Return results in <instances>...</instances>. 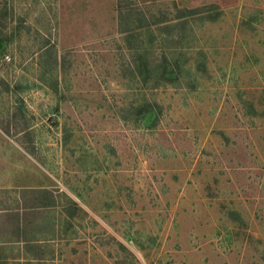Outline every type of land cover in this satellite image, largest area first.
Wrapping results in <instances>:
<instances>
[{"label": "rangeland", "instance_id": "374dc122", "mask_svg": "<svg viewBox=\"0 0 264 264\" xmlns=\"http://www.w3.org/2000/svg\"><path fill=\"white\" fill-rule=\"evenodd\" d=\"M1 164L0 264H264V0H0Z\"/></svg>", "mask_w": 264, "mask_h": 264}, {"label": "crops", "instance_id": "0c3cea01", "mask_svg": "<svg viewBox=\"0 0 264 264\" xmlns=\"http://www.w3.org/2000/svg\"><path fill=\"white\" fill-rule=\"evenodd\" d=\"M12 134V133H11ZM5 165V164H4ZM3 168V170H6V172H9L11 167H6L3 166L2 164L0 165V169ZM9 168V171H8ZM9 174V173H8ZM13 181V180H12ZM6 182V183H5ZM19 188H23V189H19ZM25 187H18L15 186L11 183V179L10 176H8V178H5L4 175L0 174V204H1V196L9 193L13 190L19 189V190H24V191H19L18 192V198L14 199L15 201H17L16 206L11 205L10 203H7L8 200L5 199V204H1L0 205V239L1 237L6 233V229L9 228H13L14 231L13 233H15L16 235H19L23 233V227L24 224H22L24 218H22V213L21 212H26L25 216H28L29 214H34L32 212H34L35 210H37L38 206H33L32 204L28 203V201L25 200L24 196L27 193H36L39 190L42 189H38V188H26ZM25 190H31V191H25ZM25 200V201H24ZM4 202V201H3ZM7 244V246L13 245V240H0V246H5Z\"/></svg>", "mask_w": 264, "mask_h": 264}]
</instances>
